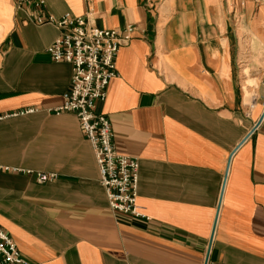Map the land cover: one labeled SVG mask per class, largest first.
<instances>
[{
    "label": "crops",
    "instance_id": "0c3cea01",
    "mask_svg": "<svg viewBox=\"0 0 264 264\" xmlns=\"http://www.w3.org/2000/svg\"><path fill=\"white\" fill-rule=\"evenodd\" d=\"M64 11L133 26L94 111L137 158L140 215L108 206L74 113L52 110L71 64L29 16ZM263 72L264 0H0V113L33 108L0 118V164L17 167L0 169V227L35 264H264Z\"/></svg>",
    "mask_w": 264,
    "mask_h": 264
},
{
    "label": "built area",
    "instance_id": "2783aa9c",
    "mask_svg": "<svg viewBox=\"0 0 264 264\" xmlns=\"http://www.w3.org/2000/svg\"><path fill=\"white\" fill-rule=\"evenodd\" d=\"M22 2L41 6V0H16V5ZM29 19L36 23H52L58 28L57 35L45 46V50L53 60H64L71 64L67 88L61 93L60 103L52 108L53 112L68 110L74 113L82 134L90 142L98 181L104 189L108 206L114 211L140 215L135 203L137 158L115 150L108 117L94 111L95 102L104 99L106 85L115 74L114 55L119 45L129 38L133 26L126 24L124 33L118 35L114 28L97 26L86 16L69 11L58 16L34 12ZM259 83L264 88V72L259 77ZM253 96L254 91L252 101ZM262 101L264 109V95ZM32 109L26 107L0 113V118ZM2 168L17 169L0 164ZM23 170L26 173L34 172L39 182L55 177L54 171ZM0 264H35L21 255L11 236L1 227Z\"/></svg>",
    "mask_w": 264,
    "mask_h": 264
},
{
    "label": "rangeland",
    "instance_id": "374dc122",
    "mask_svg": "<svg viewBox=\"0 0 264 264\" xmlns=\"http://www.w3.org/2000/svg\"><path fill=\"white\" fill-rule=\"evenodd\" d=\"M245 79H246V87L248 88V91H249V93L251 95L252 92H251V89L249 88L248 85H252V83L254 81V78H252V76H250V75H245ZM245 104H248V103H245Z\"/></svg>",
    "mask_w": 264,
    "mask_h": 264
},
{
    "label": "bare ground",
    "instance_id": "6f19581e",
    "mask_svg": "<svg viewBox=\"0 0 264 264\" xmlns=\"http://www.w3.org/2000/svg\"><path fill=\"white\" fill-rule=\"evenodd\" d=\"M252 92V91H251ZM252 94V93H251ZM244 97V103H248V105H252L253 101H252V97L249 93V91H247L246 93L243 94Z\"/></svg>",
    "mask_w": 264,
    "mask_h": 264
},
{
    "label": "water",
    "instance_id": "95a60500",
    "mask_svg": "<svg viewBox=\"0 0 264 264\" xmlns=\"http://www.w3.org/2000/svg\"><path fill=\"white\" fill-rule=\"evenodd\" d=\"M263 111H264V109H263Z\"/></svg>",
    "mask_w": 264,
    "mask_h": 264
}]
</instances>
